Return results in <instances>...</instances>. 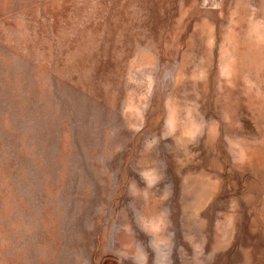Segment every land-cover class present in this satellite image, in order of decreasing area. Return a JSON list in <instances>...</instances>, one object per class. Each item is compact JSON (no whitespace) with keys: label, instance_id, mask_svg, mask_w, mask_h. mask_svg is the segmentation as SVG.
<instances>
[{"label":"rangeland","instance_id":"obj_1","mask_svg":"<svg viewBox=\"0 0 264 264\" xmlns=\"http://www.w3.org/2000/svg\"><path fill=\"white\" fill-rule=\"evenodd\" d=\"M0 264H264V0H0Z\"/></svg>","mask_w":264,"mask_h":264}]
</instances>
